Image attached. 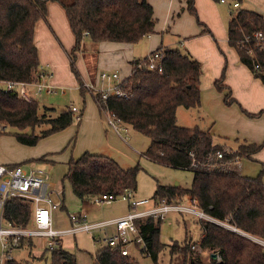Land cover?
<instances>
[{"label":"trees","instance_id":"obj_1","mask_svg":"<svg viewBox=\"0 0 264 264\" xmlns=\"http://www.w3.org/2000/svg\"><path fill=\"white\" fill-rule=\"evenodd\" d=\"M50 2L63 6L75 35V45L68 55L82 95L88 90L75 63L87 38L95 43H137L155 32L154 10L148 0H0V134L7 127L14 128L18 142L28 146H35L41 139L68 128L75 119L80 121L71 107L59 111L46 107L41 111L34 97L27 101L16 91H7L1 86L6 80L34 82L42 78L35 29L39 20H48ZM241 2L234 0L238 6H234L237 9L229 16L228 43L240 61L264 84V15L241 8ZM187 8L197 15L195 0H187ZM199 24L203 32H211L205 23L199 21ZM257 33L263 37L256 36ZM157 50L163 53L162 70L149 68L147 56L133 60V72L120 86L129 96H110L104 106L121 124L130 125L150 138V145L142 156L193 172L190 188L158 184L153 205L164 201L179 203L187 196L193 197L205 213L248 236L215 221L201 220L199 243L189 236L182 242L164 243L160 239L163 218L148 216L136 221L145 242L144 246L136 243L139 251L150 256L154 264H161L160 256L166 249L169 264H264V246L251 238L264 240V164L255 177L244 176L229 167L241 159L256 161L255 155L264 143L243 139L229 146L224 140H216L210 128L180 125L179 107L199 109L201 106L202 63L179 48ZM215 86L221 92L226 91V104L236 102L224 77L216 79ZM99 111L102 114L100 108ZM36 129H41L40 133ZM44 160L42 156L32 161ZM68 167L66 177L81 201L93 200L102 194H134L138 188L139 163L124 167L110 156L86 152L76 160L71 159ZM32 213V202L22 197L9 199L5 206L6 219L13 226H29ZM20 242V247L32 246L33 237H22ZM195 244L202 252L192 248ZM47 249L50 264H79L61 239ZM204 251H209L210 256L217 253L220 260H204ZM5 264L34 263L7 260ZM95 264H138V261L132 253L123 255L106 245L96 252Z\"/></svg>","mask_w":264,"mask_h":264},{"label":"rangeland","instance_id":"obj_2","mask_svg":"<svg viewBox=\"0 0 264 264\" xmlns=\"http://www.w3.org/2000/svg\"><path fill=\"white\" fill-rule=\"evenodd\" d=\"M197 7V15H194L198 25L200 26V31L195 36H190L185 39V42L189 40L190 44L196 54L201 58L203 69V79L216 80V78L224 77L225 82L228 77L231 76L230 64L232 60L238 58V54L234 48H232L227 40V25L230 13L235 11L237 7H234V0H226V3H221L216 0H195ZM211 3V4H210ZM241 8L253 9L259 13L264 14V0H242L240 3ZM205 22L211 29V32H203L202 26L199 21ZM50 29H52L50 27ZM55 42L58 47L65 53L64 61H68V66L66 69L62 70L63 76L72 75V80L80 86L79 80L76 77L71 65V60L69 58L67 48L59 37L51 30ZM156 35L162 36L163 45L170 41L173 48H179L184 52H189L190 49L187 44L182 45L181 43H176L174 36L170 32H160ZM175 39L173 42L172 40ZM146 41V38L141 39L139 42ZM37 42V39H36ZM49 46V41L47 42ZM44 46L46 44L44 43ZM48 50V47H46ZM61 50V51H62ZM49 51V50H48ZM146 51V50H145ZM140 50L141 53H145ZM138 52L140 55L141 53ZM81 55V54H80ZM66 56V57H65ZM83 56V55H82ZM67 59V60H66ZM85 59V58H84ZM86 60V59H85ZM41 61V59H40ZM62 65V62H59ZM41 73L43 78H51L50 75L52 71L50 68L46 67L41 61ZM75 68L79 72L81 78L83 79V74L79 65V56L75 63ZM59 70L57 71V74ZM55 76V75H54ZM45 80V79H44ZM1 86L4 88L3 84ZM63 88V90H62ZM65 91V92H64ZM90 90H88L89 92ZM91 93V92H90ZM34 98L38 101L40 110H44L46 107L56 108L57 111L62 109H67L71 104L77 106H82L83 96L80 90L71 89L70 87H61L59 91L53 94H34ZM87 110L91 107L96 112L98 108L96 103L92 100L90 94L85 95ZM197 109L181 107L179 123L180 125L194 126L199 124L201 127L204 125L203 117H199L197 114ZM106 121V115L102 114ZM81 122L74 120L73 124L68 128L54 134L53 138L41 139L36 146H28L18 142L14 133L15 129L11 127L5 128L4 132L0 134V156H4L6 161L4 164H18L23 163L25 168H41L44 169L46 175H49L50 181L57 189L63 191L62 197L64 198V206L60 207L52 212V227L57 230L68 229L72 227V221L70 215L82 211L86 213L88 223L102 222L114 218L126 215L133 208L135 201L139 200H149V203L139 206V209H148L153 206V196L156 191L158 184L161 186H175L176 183L183 188H190L193 181V172L180 168H173L156 162L148 160L146 157L141 156L148 146L150 145V138L143 133L135 130L132 126L127 124H121L122 127H127V140L129 143L139 151L137 152L136 159H131L128 156L121 157L118 154L124 155L123 151L125 147L129 151L135 152L132 148L124 146V144L116 143V148L113 146L106 145V155L114 159L118 157L117 161L122 166L132 167L137 163L140 164V171L138 174V188L134 194H131L129 198L123 199L119 197L115 200L109 202H95L94 200L81 201L73 192L72 186L68 178L66 177L68 172V163L71 159H78L86 152L101 153L102 151H92L88 150L86 146L89 141L84 139L77 150L78 139L80 134ZM203 128V127H202ZM207 127H205L206 129ZM107 129V127H106ZM41 129H36V133H40ZM107 132V130H105ZM104 132V134H105ZM105 139V138H104ZM61 145L58 150L49 149ZM81 148H86L81 151ZM77 150V151H76ZM142 153V154H141ZM54 154L57 156L68 155L67 159H60L63 157L54 156V162L52 161H32L37 160L44 155ZM52 199L55 202L59 201V196L56 192H52ZM185 201H188V196L185 197ZM207 220V219H201ZM201 220L196 215H191L187 213H181L176 211L168 212L163 218L161 225L160 239L164 243H170L173 241L182 242L187 236L193 238V240H199L201 237ZM225 227H230L227 223L221 224ZM6 227V224L3 225ZM230 229L237 231L241 234L247 235V233L239 230L238 228L230 227ZM115 233V227L113 225L95 229L92 232L81 231L76 234L63 235L61 236L62 244L64 248L71 251L76 255L79 264H95L96 252L103 247H106V238L109 235ZM251 237V236H250ZM251 238L258 240L252 236ZM261 240V239H260ZM50 238L46 236H35L33 237V245L25 244L23 247L14 249L13 257L18 262L26 263V261L34 264H50V251L47 249L49 247ZM140 247L134 245L132 247V254L137 259L138 264H154L153 259L150 256L142 254L139 250ZM161 254L160 263L169 264L168 250ZM2 252V245L0 239V253ZM204 260L209 261L210 252L204 251L202 253Z\"/></svg>","mask_w":264,"mask_h":264},{"label":"crops","instance_id":"obj_3","mask_svg":"<svg viewBox=\"0 0 264 264\" xmlns=\"http://www.w3.org/2000/svg\"><path fill=\"white\" fill-rule=\"evenodd\" d=\"M148 1L153 6L156 23L155 32L144 37L146 38V41L144 40L142 43L115 41H102L95 43L87 38V40L84 42V49L78 53L79 65L85 84L94 85L96 88L103 87L105 83L100 80L99 76L102 71H118L121 75V78L125 79L133 72V60L146 57L151 52L157 50L160 47L166 49L173 48L170 47V41L166 44V46L163 45V40H161L162 36L156 35L160 32H170L174 38L177 39L176 43H181L182 45L187 44L190 49L189 53L194 58L198 60L201 59L196 54L193 47L188 44L189 40L185 42L187 37L195 36L201 30L195 16L188 11L187 0ZM50 27L52 29H50ZM51 30H53L57 37H59L64 43L65 47L67 48V52L73 48L75 45V35L69 24L65 9L58 2H50L48 4V20H39L35 29V42L37 39L36 44L39 49V58L41 59L42 63L46 65V67L55 72L50 73V75L53 76L51 78H42L44 82L54 87V92H48L47 90H44L38 94H53L59 91L61 87H70L71 89L80 90V86L77 85L74 80H72V75L68 77L61 74L62 70L66 69L68 66V61L67 63L64 61L65 53L61 48L58 47L59 44L57 45L55 42V39L51 34ZM175 39H173L172 42ZM48 41L50 43L49 46L47 44ZM44 43L46 46H44ZM46 47H48L49 51ZM141 48L142 51L146 50L145 53L140 52ZM138 52L141 54L139 55ZM59 62H62V65H60ZM231 63L232 64H230V68L232 73L231 76L228 77L225 84L229 86L232 91V95L236 100V102L232 104L225 103L226 91L221 92L216 88V80H202L203 76L201 77V106L199 109H197V114L199 117H203V121H205L202 127L210 128L216 140H224L229 146H235L236 142L234 141L243 139L259 144L264 143V84L260 79L253 75L252 71L246 65L240 61L239 56L238 58L233 59ZM58 70V73L60 74H57ZM31 91L33 92V95L36 94L34 93L33 89H31ZM87 94H90L92 100L94 103H96L92 93L86 92L84 95H82L84 103L82 106H77L75 104H71L70 106H77L81 110V132L79 134L77 150L79 149L82 141L87 139L89 141L88 145L86 146L88 150L102 151L101 153L106 155V145L116 148V143L120 142L121 144H124V146L132 148L135 152L129 151L125 147L124 150L126 151H123L124 155L118 154V156L121 157L122 160L125 156H128L131 159H136L137 152L139 153V151L136 150L130 144L131 142L127 140V127L124 128L122 125H120V133L112 129L100 113L97 103L95 104L98 108L97 112L91 107L87 110V105L85 102V95ZM180 112L181 107H179L177 111L178 121ZM252 114L255 116H252ZM196 125L199 124H195L194 126ZM183 126L187 125L185 124ZM105 130H107V132H105ZM52 135L54 136V134ZM52 135H50L51 137L47 139L50 140V138H53ZM60 147L62 146H54L49 150H58ZM86 148H81V151ZM44 156L46 158L45 161L54 162V156L58 158L65 155L57 156L50 154ZM67 157L68 155L60 159H67ZM115 158V160H119L118 157ZM255 158L256 161L250 159H241L236 162H232L229 164V167L236 168L244 176L255 177L259 174L264 164V147L259 153L255 155ZM5 161L6 158L4 156H0V164H4ZM119 161L121 162V160ZM177 185L178 183H176V186ZM194 241L195 243H199V240ZM258 241H260L264 246V240L258 239ZM211 256L210 258H212ZM217 260H220L219 255Z\"/></svg>","mask_w":264,"mask_h":264},{"label":"built area","instance_id":"obj_4","mask_svg":"<svg viewBox=\"0 0 264 264\" xmlns=\"http://www.w3.org/2000/svg\"><path fill=\"white\" fill-rule=\"evenodd\" d=\"M221 2L225 3L226 0H221ZM234 6H238V3H234ZM256 36L262 38L263 34L257 33ZM147 58L149 68H159L162 70V63L160 60L163 58V53L161 51L155 50L151 52ZM99 76L100 80L105 83L103 87L96 88L94 85L84 84L87 90H90L89 92L92 93L102 114L106 115L107 124L120 133V121L111 114L104 105L110 96H129L120 87L124 79L121 78L118 71H102ZM42 78L34 82L6 80L1 82V84H3L4 89L7 91H16L21 98L31 101L34 97L31 89H33L36 94L44 90L54 92V87L44 82ZM71 108L76 118L80 120L81 110L77 106H72ZM218 156L221 157L222 154L219 153ZM52 192H56L59 196L58 202L52 199L50 195ZM62 195L63 191L57 189L54 184L51 183L50 177L46 175L44 169L35 167L26 169L24 164H0V239L2 245L0 264H5L7 260H15L12 254L14 249L20 247L22 237L46 236L50 238V244H52L56 240L61 239L60 237L63 235L76 234L81 231L92 232L95 229L113 225L115 227V233L106 238L107 245L120 250L123 255H129L132 253V247H134L136 243H141L143 246L145 245L144 239L136 224L138 219L144 217L154 216L165 218L168 212L176 211L196 215L201 219L215 221L219 224H225L205 213L199 207L196 198L189 197L188 201L183 200L179 203L164 201L143 210L139 209V206L149 203V200L135 201L133 208L126 215L96 223H88L86 221V213L80 211L70 215L73 224L71 228L57 230L52 227V212L63 206L64 198ZM130 195L131 194H123L118 196L114 194H102L94 197L93 200L103 203L115 200L119 197L127 199ZM13 197H22L32 202L33 213L29 226H13L6 219L5 206L7 201ZM4 224H6V227H3ZM229 226L233 228V226ZM192 248L198 252H202L199 245L195 244Z\"/></svg>","mask_w":264,"mask_h":264},{"label":"water","instance_id":"obj_5","mask_svg":"<svg viewBox=\"0 0 264 264\" xmlns=\"http://www.w3.org/2000/svg\"><path fill=\"white\" fill-rule=\"evenodd\" d=\"M211 257H212L214 260H217V259H218V254H217V253H213Z\"/></svg>","mask_w":264,"mask_h":264}]
</instances>
